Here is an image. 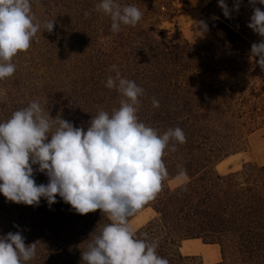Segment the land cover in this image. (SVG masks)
<instances>
[{"label":"trees","instance_id":"1","mask_svg":"<svg viewBox=\"0 0 264 264\" xmlns=\"http://www.w3.org/2000/svg\"><path fill=\"white\" fill-rule=\"evenodd\" d=\"M99 2L62 0V7L66 20L77 23L69 36L91 57L101 91L119 108L122 95L106 87L107 78L116 75L111 66L117 65L122 78L144 89L139 120L159 134L179 127L187 138L175 152L165 149L168 178L155 200L143 206L155 216L136 236L156 242L157 254L169 264H202L179 252L183 241L193 239L219 246V264H264V166L247 164L227 175L215 171L218 163L243 152L248 138L264 126V70L250 56L249 32L219 9L206 11L224 38L220 46L196 47L183 37L168 39V31L161 30L186 13L187 0H117L137 6L143 17L135 27L121 25L113 33L110 16L95 11ZM181 170L186 181L172 186ZM56 199L51 206L45 200V212L60 220L47 234L48 241H56V261L83 264L82 251L111 221L100 210L80 215Z\"/></svg>","mask_w":264,"mask_h":264},{"label":"clouds","instance_id":"2","mask_svg":"<svg viewBox=\"0 0 264 264\" xmlns=\"http://www.w3.org/2000/svg\"><path fill=\"white\" fill-rule=\"evenodd\" d=\"M240 2L236 0L230 9L225 0H218V6L231 18ZM249 2L255 5L257 0ZM258 2L264 5V0ZM95 11L110 16L113 33L121 25L135 27L143 17L137 6L117 0H100ZM54 22L44 21L45 31L51 33ZM41 26L31 0H0V80L13 76V58L31 48ZM247 26L261 37L251 45L250 56L258 57L256 63L264 70V11L254 7ZM196 28L201 33L208 30L202 20ZM111 70L116 75L107 78L106 87L122 95L120 106L111 114L99 110L86 131L60 116L52 118L35 100L0 122V194L28 206H38L41 198L51 206L59 196L80 215L97 210L106 214L111 222L82 251L83 264H169L157 254L156 242L136 236L129 218L162 191L168 178L165 149L175 152L176 144L187 138L179 127L159 134L141 122L137 112L144 89L122 78L117 65ZM152 106H160L155 97ZM35 171L46 174L48 183L37 184ZM185 174L181 170L179 176ZM36 254V243L26 245L20 231L0 237V264H25Z\"/></svg>","mask_w":264,"mask_h":264},{"label":"rangeland","instance_id":"3","mask_svg":"<svg viewBox=\"0 0 264 264\" xmlns=\"http://www.w3.org/2000/svg\"><path fill=\"white\" fill-rule=\"evenodd\" d=\"M187 1L189 6L186 13L161 27V30L168 31L165 36L168 39L183 37L196 47L210 43L220 46L218 41L224 38V33L215 29L216 25L207 18L206 13H215L219 9L223 14L218 2H215L217 0ZM225 2L233 9L236 0ZM31 6L42 26L31 48L13 58L16 65L13 76L0 80V122H5L14 111L27 107L35 100L52 118L60 116L72 122L74 127H82L86 131L92 116L95 117L101 109L111 114L112 109L116 108L115 104L98 86L91 57L73 44L69 33L77 23L66 20L62 0H31ZM254 7L264 11V5L259 4L258 0L255 5L249 0H241L239 11L233 10L231 18H225L239 22L247 29L253 43H258L261 37L247 26ZM46 20H55L51 33L43 28ZM201 20L208 28L203 33L196 28V23ZM253 60L256 63L258 57ZM260 79L261 76L258 81ZM247 164L264 166V126L248 138L243 152L218 163L215 171L227 175L242 171ZM33 167L36 169L38 165ZM34 179L37 184H45L44 173L35 171ZM185 181L184 176L178 177L171 185L177 186ZM54 215L51 211L45 212L43 198L38 206H28L9 202L0 194V237L20 231L26 245L36 243L35 258L25 264H59L52 244L55 240L48 241L47 235L50 230L55 231L56 223H60ZM153 217L150 210L142 208L129 218V224L136 233Z\"/></svg>","mask_w":264,"mask_h":264},{"label":"crops","instance_id":"4","mask_svg":"<svg viewBox=\"0 0 264 264\" xmlns=\"http://www.w3.org/2000/svg\"><path fill=\"white\" fill-rule=\"evenodd\" d=\"M143 209L150 210L145 208ZM179 252L183 257H194L202 264H219L222 262V254L219 246L206 245L198 239L183 241L179 247Z\"/></svg>","mask_w":264,"mask_h":264}]
</instances>
